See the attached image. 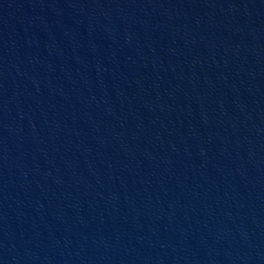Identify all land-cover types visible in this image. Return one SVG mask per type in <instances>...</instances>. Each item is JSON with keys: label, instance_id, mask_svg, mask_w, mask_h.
I'll return each mask as SVG.
<instances>
[{"label": "water", "instance_id": "water-1", "mask_svg": "<svg viewBox=\"0 0 264 264\" xmlns=\"http://www.w3.org/2000/svg\"><path fill=\"white\" fill-rule=\"evenodd\" d=\"M0 264H264V0H0Z\"/></svg>", "mask_w": 264, "mask_h": 264}]
</instances>
